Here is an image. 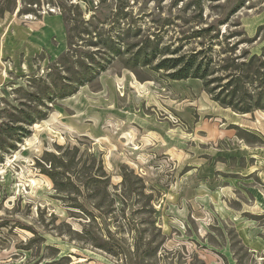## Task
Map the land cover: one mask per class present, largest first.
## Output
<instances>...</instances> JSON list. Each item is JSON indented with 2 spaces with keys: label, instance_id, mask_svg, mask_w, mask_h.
I'll use <instances>...</instances> for the list:
<instances>
[{
  "label": "rangeland",
  "instance_id": "obj_1",
  "mask_svg": "<svg viewBox=\"0 0 264 264\" xmlns=\"http://www.w3.org/2000/svg\"><path fill=\"white\" fill-rule=\"evenodd\" d=\"M79 11L92 42L99 33L131 51L0 162V264H264V111L234 112L198 79L122 64L149 38L176 52L165 57L209 61L215 96L231 65L264 64V0H0V109L59 62L62 17ZM91 44L82 50L105 58Z\"/></svg>",
  "mask_w": 264,
  "mask_h": 264
},
{
  "label": "trees",
  "instance_id": "obj_2",
  "mask_svg": "<svg viewBox=\"0 0 264 264\" xmlns=\"http://www.w3.org/2000/svg\"><path fill=\"white\" fill-rule=\"evenodd\" d=\"M74 8H78V6ZM79 12L78 20L65 15L62 17L66 27V50L59 62L50 65L49 72L44 78L25 81L24 87L20 86L11 90L15 96L16 104L6 102L5 108L0 109V162L8 153L15 151L16 146L30 135V128L35 123L48 117L50 108L57 101L73 95L78 87L91 82V76L95 72L105 71V63L131 51L126 47L121 52L118 43H115L109 36L102 38L103 36L99 33L97 34L98 38L92 42L90 36L93 31L86 28L88 23L81 18V11ZM212 29L216 31L214 27H207L196 34L198 37L205 36ZM90 43L96 48L100 47L105 51V54L108 52L105 58L96 61L93 58L94 53L82 50L83 44L87 46ZM169 54L173 55L176 52L171 53L167 46L159 49L158 45L148 38L122 64L132 73H136L138 68L151 66L153 71H164L166 77L174 81L198 79L202 82L203 90L211 96L214 102L221 107H229L234 112L247 114L256 109L264 111V64L256 65L254 57H251L248 63L231 65L229 68L232 72L230 76L232 79L224 85V90L221 89V92L212 96L214 90L210 88V85L214 82L218 85L220 80L209 78L212 75L209 61L198 60L197 56L192 53L190 56L182 55L177 58L165 57ZM156 56L161 59L154 64ZM59 67L62 68L63 75L58 72ZM225 68L227 69V67ZM48 166L47 176L57 186L56 176L60 175V172L56 170L57 167L54 164L51 163ZM59 167L65 169L66 166ZM64 173L66 174L67 170ZM66 178L69 179V176ZM95 179L90 178L93 182L97 181V178ZM58 190L64 189L59 188ZM135 254H138L137 249Z\"/></svg>",
  "mask_w": 264,
  "mask_h": 264
}]
</instances>
